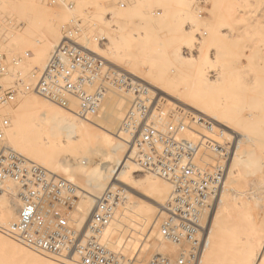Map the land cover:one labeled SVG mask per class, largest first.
<instances>
[{
  "label": "rangeland",
  "instance_id": "rangeland-1",
  "mask_svg": "<svg viewBox=\"0 0 264 264\" xmlns=\"http://www.w3.org/2000/svg\"><path fill=\"white\" fill-rule=\"evenodd\" d=\"M15 1L11 3L10 10L4 12L1 11L2 13H0V26L8 39L7 43L2 45L0 49L7 54L12 74L20 72L27 82L34 81L32 74L36 70H41L45 67L53 49L58 45L62 38L63 28L70 23L72 18L77 17L84 19L85 21H90V24L96 27H86L87 31L84 34L85 36L81 39V43L87 45L93 53L103 58L105 64L114 69L117 73L126 74L131 78L132 82L137 83V85L134 84L136 85L135 88L142 85L143 88L141 95L135 92V90L128 92L125 88L116 87L114 85L107 86V93L98 107V110L90 114L88 118H81L75 113L78 109V101L75 99L70 100V108L72 110H67L51 101L31 93L20 96L21 98L19 97L18 101L11 106V109H9L16 110L18 105H20L19 102L22 100V97L24 98V96L27 95L29 98H32L31 100L33 103H38L40 106L38 107L39 109L41 108L42 112H44L43 110H48V112L46 111L48 114L44 112V120L48 118L46 123L44 120L42 121L43 113L41 114L40 111L36 112V105V108L33 107L32 110L35 111L33 114H38V112H40L37 117L40 115L42 116L40 117L41 119H38L37 117L36 119L38 121L41 120L42 126H48L46 127V130L40 126L39 129L43 128V131L47 133L44 134L43 132V135L41 133V135H39V140L37 137L38 134H34L33 136H36L35 140L38 141L36 142L37 144H41V142H44L45 140L47 141L48 138H50L51 141L54 139V142H51V145H53L52 143H57L55 146L53 145L54 147H49L50 145H48V147L44 145L43 147V143L41 144L42 147L35 144L39 147V152H44L38 154L36 153L37 151H35L34 153L37 154L35 157H41L40 160H44L43 157H45L47 159V164H49V166L51 165V167L47 168L49 166H43L42 164H44V161L42 160V164L40 162V168L47 173L58 175L73 183L79 190V192L72 197L73 200L70 202H62L58 200L54 193L46 197L43 206L47 213L46 219L48 227L51 229L62 227L70 231L75 230L84 232L88 223L92 219L94 215L93 211H95L103 194L109 189L120 190L122 191V196L118 199L120 203L114 209L116 211L118 208L117 211H114L113 213L115 214L119 212V214H121L119 216H122V218L118 217L122 220L115 219L114 216L116 214L114 216L112 214L111 221L105 228L100 243L105 249L115 253L118 257L125 258L129 261L132 260L134 264H149L155 254V251L150 245V243L154 242L152 239L154 236V224L161 216V209L167 203V199L171 194V185L162 178L157 177L158 180L154 179V175L153 177L149 176V178L153 180L152 182L150 179L146 178V175L148 176L149 173H141L143 170L138 171L137 173H129L128 171L126 172V168L124 170L122 169L123 173L126 172L123 174L125 176L122 177V179L117 180L106 176L100 169L97 171L95 167L97 168V165L99 167L100 163H106L107 159L110 158V155L120 159H129L134 153V156L139 157L138 152L132 150L131 143H128V139L122 134L124 115L127 110L130 109L131 104H133V102L135 103L138 98L137 96H140L139 98L144 101L150 100L153 102L150 105L151 112H153L151 121L158 127V129L162 131H171V129L176 126H183L184 130L181 137L185 138L186 141L195 142V140L201 141V137H199L198 133L204 134L206 132L205 128H208L210 134H212V139L218 140L224 147H230V142H228L231 141L230 138L228 139L226 135L224 138L223 136H219L221 135L219 130L215 129L210 123L200 120V111H208L207 108H210L207 106L205 109L206 103H200V95L204 94L205 100H208L206 98L209 97L210 99L217 101L218 96L216 94L218 91L215 90V87L210 86L208 91V86L204 85L210 83L209 85L213 84L214 86L215 84V72L219 71V69H216L218 68L219 63H221V58L217 57L216 51L220 48L217 51L219 54L225 50L227 53L226 59L230 57L231 53L229 54V52L231 51L228 49H232L231 44L234 43L232 42L234 40L232 34L234 32L231 33L229 29L233 28L234 31L241 29V31L238 30L240 32L245 31V28H248L247 25L250 21L249 13H264V0H137L134 5L127 9L116 7L114 0H79L74 12H71L62 6L51 7L46 5L44 0H37L38 3L40 2L39 5H42L43 9L46 10V14L52 19L54 30L56 29L55 35L46 32V24H44L46 28L44 29L43 25H41L40 27H43L41 29L39 25L32 24V22L30 23L25 17L26 14H23L24 9L20 8H24V6L21 5L20 0L16 1L14 4ZM155 2L157 5L154 4ZM91 5L96 8V13H85ZM236 13H238V15L235 16ZM221 25L227 28L222 26L223 28L219 29L221 34H218L220 37L224 34L225 36L227 35L228 37L226 36V38L223 36L225 39L222 37V39H220L219 36L216 38L211 32L212 29L217 27L220 28ZM226 25L231 28H228ZM31 28H34L35 31L31 30ZM37 29H39L38 32ZM28 31H31L32 33L28 35ZM198 34L200 35V40H197L196 38ZM38 35L43 37L48 36L52 39L55 36L56 40H51V44L49 43V45L47 44L43 47L44 43H35L37 39H41ZM95 35L103 36L105 44L100 45L94 41L93 36ZM243 39L240 41L242 47L247 42L246 37ZM202 40H204V44L202 43ZM205 42L207 45H205ZM202 45L207 46L208 48ZM39 46H42L45 49L47 46L50 47L47 48L48 53H45L46 55L43 54L44 57H42L43 51H41V47ZM20 47H22V49ZM216 47L219 48L216 49ZM43 48L42 50L47 52V50ZM184 48L190 49L192 53H190L189 56H185L183 53ZM36 50L37 52L41 51L40 55L42 59L39 57L40 55H34ZM176 50H179L180 54L179 51L177 53ZM200 50L203 54H201ZM27 52H31L29 57H26ZM206 53L208 55H206ZM199 54L201 55L199 56ZM16 57L23 58L22 63L18 66L13 65L11 62L12 59ZM34 58L40 59L36 61ZM217 61L220 62L218 63ZM228 62H226V65ZM215 64L217 66H215ZM228 64L230 65V62ZM206 72L210 76L207 74L205 75L204 73ZM202 73L205 78L207 77L206 79L208 82H206L205 78L202 76L201 78H203L205 82H203V79L201 80L200 75H202ZM10 82H12V79L9 80V83ZM201 90H207L206 93L210 92V94L203 93ZM213 90H215V93L213 92L215 95L211 92ZM33 95L37 98V102L36 100H33ZM201 97L203 98L204 96L202 95ZM258 98L264 100L263 97ZM251 99H253L251 101L255 103L254 98ZM205 100L203 98V102ZM211 101L212 100H210V102ZM216 101L212 102L216 104ZM248 101L249 99L247 102ZM39 102H41V104ZM209 104L210 103L208 102L207 105ZM41 105L45 109H43ZM210 109L213 110L212 105ZM34 115L33 120H36ZM160 118L163 119L160 120ZM251 122L248 123L249 125L247 124L248 131L256 137L264 140V133L263 131H260L264 130V126L261 127L258 125L257 121ZM39 129H37L38 131L36 130L33 132H39ZM216 132L219 133H217L218 135L216 134L217 136L215 135ZM218 136L222 137L224 140H221ZM8 142L9 141H6V144ZM225 142H228L227 145H225ZM10 143L11 142H9L7 149L25 160L27 155L24 152L25 149L23 150L24 147L19 151V148L14 149V146H11L12 143ZM205 144H208L207 146L210 148L213 146L211 143L205 142ZM213 150L214 147L211 150L209 149L208 154H210V158L208 157L207 164L204 166L207 165L206 169L208 171L216 172L215 170L217 166L224 165L225 160L221 155H218L215 150V152H213ZM129 151L134 152L130 153ZM196 157L197 159H195V161L198 162L196 165L200 168V149L198 151V156ZM112 159L110 158L108 160ZM214 164L215 166H213ZM128 174L131 176L133 175V177L128 176ZM92 176H95L92 178L94 179V182L90 181ZM147 179L149 181H147ZM150 181L153 184L156 181L157 184L158 181H161V185L163 183L162 181H164V186L169 185L167 189L170 190V193L165 190L168 193L165 194L166 192L164 191V188L163 190L161 189L160 184H154L155 186L157 185V188L154 187L153 184L149 185L150 183L147 185V182ZM17 185L16 180H8L6 182L5 192L0 196V207H2L0 209H3V207H6L7 209L4 208L1 211L2 213L0 212V226L5 230H7L12 222L17 220L19 209L23 205V197L20 196ZM239 188L240 190L243 189V191H239ZM235 189L240 196L237 197L242 199V205L239 204L241 207L237 205L239 208L237 206L236 208H238L239 212L248 209L249 212L243 213L247 218L250 215V219H248L251 223H254V227L257 229L263 224H261V222H263L262 220L264 219V176L246 178L243 183L237 186L235 185ZM252 189L255 193L252 192ZM151 191H153L156 196L153 192L151 193ZM156 191H158V193L160 192V196H157L158 193ZM163 191L165 193H163ZM125 194L130 195L135 201H141V203L144 204L143 208L145 207L148 210L154 208L155 210H153L155 213H152L150 210L148 213L152 214L149 216V214L144 213V211L147 212V210L144 209L141 214L138 212L134 215L132 214L135 220L131 217V219L126 218L122 212ZM152 194L154 197H152ZM145 196L150 197L149 199L151 201L148 197H146V199ZM238 200L239 199H237V202ZM146 204H150L151 207ZM84 205H87V207ZM242 207L245 208L242 210L240 209ZM89 209H91V211ZM125 220L127 221L125 222ZM263 226L264 224L262 227ZM256 232L258 233L259 231ZM258 234L261 236L262 234L264 235V232L261 233L260 231ZM160 236L162 237L161 234ZM253 237L251 236V238ZM255 237H258V235ZM9 239L11 240L12 238H9L8 236H0V264H11L12 262V264H18L19 262V264H45L37 259H35V261L32 260L31 258L33 257L31 256L27 257L24 255L25 253L21 252L16 246H14L13 241L11 243ZM247 239L249 238L247 237ZM252 241L254 242V240ZM255 241H259V239H255ZM155 242L157 243V241ZM253 242L252 244L254 246L255 243ZM258 244L259 243L256 245ZM170 246L175 247L172 243H170L169 248H171ZM174 250V254L171 252L172 250L165 251L166 256L176 258L179 250L177 247H175ZM215 255L218 258V255ZM211 256L212 255H210V257ZM216 260L218 259H215V257L212 256L209 259L211 263H209L215 264Z\"/></svg>",
  "mask_w": 264,
  "mask_h": 264
},
{
  "label": "built area",
  "instance_id": "built-area-1",
  "mask_svg": "<svg viewBox=\"0 0 264 264\" xmlns=\"http://www.w3.org/2000/svg\"><path fill=\"white\" fill-rule=\"evenodd\" d=\"M78 1L44 0L48 6H62L71 12L75 11ZM136 1L114 0L115 6L120 9H127ZM85 13H96V8L91 5ZM86 27L96 28L90 21L77 17L71 19L63 28L62 38L45 67L32 74V82H27L20 72L11 73L7 54L0 49V196L5 192L6 182L16 180L23 197L15 230L8 231V236L34 252L62 259L71 257L76 264H134L132 260L118 257L105 249L100 243L122 191L109 189L103 194L84 232L62 227L51 229L47 225V213L43 206L46 197L54 193L58 200L70 202L79 192L78 188L40 167H29L24 159L7 149L6 131L11 121L6 110L24 94H35L67 110L71 109L70 100L75 99L78 109L74 112L81 118H88L98 110L107 93V86L114 85L142 94V85L135 88L137 83L126 74L117 73L105 64L103 58L81 43ZM93 38L98 44H105L103 36L95 35ZM196 38L200 40V35ZM7 41L0 26V44ZM183 53L189 56L192 51L184 48ZM30 54L27 52L26 57ZM22 61V57H16L11 62L18 66ZM10 79L12 82L9 83ZM137 97L124 115L122 134L131 143L132 150L139 154L137 162L143 170L141 173L152 174L171 185V194L158 219L159 232L163 240L179 250L176 258L155 255L149 264H198L206 245L204 216L212 209L218 196L225 164L217 166L216 172L205 168L211 174L206 173L202 179L195 159L203 142L211 143L225 161L230 147L203 140L200 133L201 141H186L181 137L183 126H176L171 131L158 129L151 121L153 112L150 105L153 102Z\"/></svg>",
  "mask_w": 264,
  "mask_h": 264
},
{
  "label": "bare ground",
  "instance_id": "bare-ground-1",
  "mask_svg": "<svg viewBox=\"0 0 264 264\" xmlns=\"http://www.w3.org/2000/svg\"><path fill=\"white\" fill-rule=\"evenodd\" d=\"M13 1H15V0H6V1L0 2V13H2L1 11L4 12L6 10H10V5H12L11 3H13ZM16 1H19V0H16ZM16 1L14 2V4L16 3ZM38 1H41V0H38ZM38 1L37 0H20V3L22 6H24V8L20 7V6L19 7L24 9L23 14H26V16L25 15L24 16L28 19V21L30 23L32 22V24L39 25V27L41 25H43L44 29L47 27L48 31L46 30V32H49L51 35L52 34L55 35L56 29L54 30L52 19L46 14L47 13L46 10L43 9L42 5L41 6L39 5L40 2L38 3ZM17 4H19V3H17ZM154 4L157 5L156 2ZM189 4H191V3H189ZM238 13H236L235 16L238 15ZM232 16H233V13H232ZM249 16H250V21H249V24L247 25L248 28H245V31H243L244 29L242 30L243 32H240L241 29H237V31H234L233 28L229 29L231 31V33L234 32L232 34L233 35L232 38H234V40L232 42H234V43L231 44L233 50L228 49L229 47L227 48L229 51H231V52L228 51L229 54L231 53V55L228 59H226L227 53L225 52V50L223 49L224 51H222V52L219 51L220 53L218 54L217 51L220 49L219 48L220 46L216 47V49L219 48L216 51V53H217L216 55H217V57L221 58L220 59L221 63H219L220 61H217L219 63V66L216 70L219 69V71L215 72L216 78L213 76L215 80L212 78L215 81L214 82L215 84H214V86L212 83H211L212 85H209L210 83L207 85L206 84H204V85L208 86V91L210 89V86L215 87V90L218 91V93L216 94L218 96L217 101L210 99L207 95L206 96L208 98H206V99H208V100H205V95L204 94L200 95V100H201L200 103H204V104L206 103L205 109L207 108V106L211 108V105H212V107H213V110L210 108L209 109L207 108L208 111H204V110L200 111V120H203L206 123H210L215 129L220 131L219 133L221 135H219V136H223V138H224V136L226 135L228 139L229 138L231 139V141H228V142H230V148L227 149V151H228L227 161H225L226 163H225L224 175H223V178H222L221 183H220L219 188H218L219 189L218 196L214 200L212 209L209 210V212H207L204 216V218H205L204 221L206 222L205 223L206 226H205V238L204 239H206L205 240L206 245L202 251V256L200 257L201 259L198 262V264H210L211 262L209 261V259L212 256L215 257V259H218V260H216V263L214 262L215 264H263V262H264V259H263L264 258V235L262 234L263 235V237H262V235L260 236L258 234V233H260V231H261V233L264 232V226L262 227V225L264 224V219L262 220L263 222H261V224L262 223L263 224L260 225V227H258L256 229L254 227L255 226L254 223L252 222L253 223L252 224L251 221L249 220L250 215L248 216L249 219L246 217V215H244V213L249 212V210L246 209L248 211L244 210L242 212H239L238 208L240 206L239 204L242 203L241 202L242 199L239 198L240 196L238 195V192H236V189H235V185L237 186V185L243 183L244 180H246V178H250L253 176H260V177L264 176V140L256 137L255 135L250 133L247 129L248 128L247 124L250 123L251 121H253V122L257 121L258 125H260L261 127L264 126V123H263V120H264L263 119L264 118V100L261 98H258V97L264 98V13H260V14L259 13H249ZM44 24H46L47 26L45 27ZM222 26L223 25H221L220 28L217 27L215 29H212L211 30L212 35L215 36L216 38H218V36L220 39L224 38L223 36H225V34L221 35L222 38L218 34V33L221 34L219 29L225 27V26H223V27ZM226 26H228V25H226ZM34 27H36V26H34ZM43 27H40V28L42 29ZM225 28H227V27H225ZM228 28H231V27L228 26ZM31 30L35 31L34 28L33 29L31 28ZM38 30L39 29H37V32H38ZM238 30H240V31H238ZM27 33H28V35H30V33H32V32L28 31ZM39 34H41V33H39ZM226 36H225V38H226ZM38 37L39 38L41 37V39H37L35 43H37V44H43L44 43L43 47H45V45H47V44L49 45V43L51 44V42H52L51 40H53V39L56 40L55 36H54L55 38L53 37V39L51 37H48V36L43 37V36L38 35ZM245 37L247 39V42L245 43V45L243 44L244 46L242 47L240 41ZM18 39H21V38H18ZM203 41L204 40H202V43L204 44ZM244 41H242V42H244ZM2 45H4V44H0V47H2ZM205 45H207L206 42H205ZM202 46H204V45H202ZM39 47H41L40 49H41V51H43L42 57H44L43 54L48 53L47 48H50V47L47 46L46 49L43 48L42 46H39ZM204 47H207V46H204ZM20 48L22 49V47H20ZM42 48L47 50V52L46 51L44 52V50H42ZM227 49H226V51H227ZM23 50H25V49H23ZM178 51H177V53H178ZM40 52H37V50H36V53L34 55H36V56L40 55ZM200 52H201V50H200ZM179 54H180V51H179ZM201 54H203V52H201ZM201 54H199V56ZM206 55H208V54L206 53ZM206 55H205V57H206ZM39 57H41V55ZM42 57H41V59H42ZM181 57H182V55H181ZM38 59H40V58H37V59L34 58V60H36V61ZM228 61L230 62V65L228 64L229 63ZM226 62H228L227 63L228 66L226 65ZM39 63H40V61H39ZM215 66H217V65L215 64ZM203 67H204V65H203ZM202 68H200V69H202ZM211 68H213V67H211ZM204 74L206 75L207 72ZM204 74L202 73V75H200V78H201V76L205 78ZM208 76H210V75H208ZM206 78H205V81L208 82ZM202 79L203 78H201V80ZM205 81L203 79V82H205ZM215 90H213L211 92L215 93ZM201 91H203V90H201ZM206 91H203V93L204 92L206 93ZM214 93H213V95H215ZM206 94H210V92L206 93ZM202 95L204 96L203 98L206 102L205 101L203 102V98L201 97ZM31 97H32V95H31ZM251 98H254L255 103H253L251 101V100H253ZM31 99L32 98H29L26 95V96H24V98L22 97V100L19 102L20 105H18L16 110H13V109L10 110L11 108L6 110V113L8 114L10 121L12 123L10 125V127L8 128V130L6 131V134H7L6 141L11 142L12 144L11 143L10 144H11V146H14V149L19 148L18 149L19 151L21 148L24 147L23 150L25 149L24 152L27 155V157H25V162L28 163L29 167H32V166L40 167L42 164L41 161L43 159L40 160L41 157L40 158L35 157V155L37 156V154H35L34 152L37 151L36 153H38V154H42L44 152H42V153L39 152V147H37L36 145H39L40 147H42V145H43V147H44V145L47 147H48V145H50L49 147H51L53 145L55 146V144L57 142L55 141L56 143L55 144L52 143L53 145H51V142H54L53 141L54 139H52V141H51L50 138H48L49 140L47 139V141L45 140L44 142H41V144L43 143L42 145L36 143L38 141L35 140L36 136L34 137L33 135L38 134L37 137L39 140V138H40L39 135H41V133L43 135V132H44V134H46L47 132H45L43 130L44 129L46 130L47 129L46 127H48L47 125L42 126L41 120L38 121L36 119V117L40 112H41V114L43 113L42 114L43 117L41 115L39 117H37L38 119H41L40 117H42V121H43L44 115H45V113L48 112V110H43L45 113L42 112L41 108L39 109L40 106L38 105V103H33V101ZM246 99L247 100L249 99V101L247 102ZM256 99H258V100H256ZM33 100H36V102H37V98H35L34 95H33ZM210 100H212L213 102L216 101V104L213 103L212 101L210 102ZM208 102L210 104L211 103L212 104L211 105L209 104L210 105L209 106V105H207ZM39 103L41 104V102H39ZM35 105L37 107L36 112L40 111V112H38V114L34 113L36 116L33 114V112H35V111L32 110L33 107L36 108ZM241 105H243V106L245 105L247 108L245 106L243 107ZM252 105H254V106H252ZM41 107L43 109H45L42 105H41ZM244 108H246V109L243 110ZM33 115H34L36 120H33ZM161 119H163V118H160V120ZM256 119H259V120H256ZM260 119H263V120H260ZM46 120L48 121V118ZM46 120H44V121L47 123ZM254 120H256V121H254ZM261 124H263V125H261ZM40 126L43 127L44 129L43 128L39 129ZM205 127H207V126H205ZM37 129H39V132L34 133L33 131H36ZM205 130H206V132L204 134L200 133V134H202L201 136H202L203 140L204 139L211 140V141H213V143L220 144V142L218 140L212 139V137H211L212 134H210V130L208 128H205ZM260 131H263V133H264V130H260ZM217 133L218 132H216L215 135ZM216 136H213V137H216ZM219 138H221V140H224V139H222V137H219ZM200 140H201V138H200ZM9 142L7 143L8 144L7 146H9ZM204 143L205 142H203L202 145L200 146V170H201L200 174L202 175V179L205 178L206 173L208 175L211 174L205 169L207 165L206 166H204V165L207 164V159L210 158L209 157L210 154H208L209 149L211 150L214 147V146H212V148H210L207 146L208 144L206 145ZM227 143L225 142V145H227ZM234 143H235V145H234ZM47 147H46V149H47ZM43 149H41V150H43ZM129 152H127V153H129ZM213 152H215V151L213 150ZM130 155H132V154H130ZM109 157L111 159L114 158L115 160L114 159L108 160V159H110V158H108L106 163H103V164L100 163L99 167L97 165L98 169L95 167V169L97 171H99V169H100L103 172V174H105L106 176H109L111 178L118 180V179H122V177L125 176L123 174L126 173L127 171L129 173H137L138 171H142L140 164L137 162L138 156L137 157L134 156V153L132 156L129 157V159H127V158L120 159L118 157H112V155H110ZM119 157H122V156H119ZM43 158H44V160H43L44 164H42V165L43 166L44 165L49 166V164H47V159L45 157H43ZM40 162H41V164H40ZM196 163H198V162H196ZM213 166H215V164ZM50 167H51V165L47 168H50ZM122 169L123 170L125 169L126 172L123 173ZM128 176L133 177V175L131 176L129 174H128ZM149 176L153 177V175L148 174V176L146 175V178L150 179ZM94 177L95 176H92L90 181H93L94 179H92V178H94ZM148 179H147V181H149ZM154 179L158 180L157 177L155 178V176H154ZM151 181L153 182V180H151ZM151 181L147 182V185H148V183H150L149 185L153 184ZM133 182H135V181H133ZM162 182H163L162 185H161V181L160 182L158 181V184L157 183L156 184L157 185L160 184L162 190L164 188V191L167 190L168 193H170V190L167 189V187L170 184L168 186H164L165 183H164V181H162ZM91 184H93V183H91ZM157 185L156 186L154 185V187L157 188ZM162 190H161V193H162ZM246 190H247V188H246ZM164 191H163V193L166 192L165 194H168L167 191H165V192ZM239 191H243V189L240 190V188H239ZM152 192L153 191H151V193ZM156 192L158 193V191H156ZM249 192H251V191H249ZM252 192H254V190ZM159 193L157 196H160ZM128 194H125V197H124L125 201H124V204L122 205V207H123L122 212L124 213V216L126 218L131 217L134 219L133 215L136 212L141 214L142 210H144L146 208L145 207L143 208L144 204L141 203V201L133 200L131 198V196ZM239 194H240V192H239ZM154 195H155V193H154ZM237 196H239V197H237ZM146 197H148V196H145V198ZM152 197H154L153 194H152ZM149 198L150 197H148V199ZM241 198H242V196H241ZM237 199H239L238 202H237ZM4 202H6V201H4ZM251 202H252V200H251ZM81 203H83V202H81ZM243 204H244V202H243ZM146 205L150 206V204H146ZM237 205H239V206H237ZM246 205H248V204H246ZM1 206H3V205H1ZM84 206L87 207V205H84ZM236 206L238 208H236ZM0 208H2V207H0ZM4 208L6 209V207H3V209ZM92 208H93V206H92ZM244 208L242 207L240 209L243 210ZM257 208H258V206H257ZM3 209H0V212ZM117 209H116V211H117ZM153 209L151 208L150 210L152 213H155L154 212L155 209L154 210ZM89 210L91 211V209H89ZM146 210H147V212L144 211V213H147L150 216L152 213L150 214V213H148V211L150 212V210H148V209H146ZM258 210H259V208H258ZM93 212H95V211H93ZM252 213H254V212H252ZM91 214H92V212H91ZM115 214L113 213V216L115 215L114 216L115 219H119V217L122 218V216H119V215H121V214H119V212H117ZM116 216H117V218H116ZM17 220H18V217H17ZM17 220L12 222V224L10 226H8L7 230L3 229V227L0 226V236L2 235V236L7 237L8 231L14 232L15 224L17 223ZM119 220H122V219H119ZM123 220H124V218H123ZM251 220H252V215H251ZM126 221L127 220H125V222ZM158 226H159V222L157 221L154 224V228H153L154 236L152 237V239L154 242L150 243L152 249L155 251L154 256L160 255V254L166 256L165 251H167V250L168 251L172 250L171 251L172 253L175 252L174 249L176 246L175 247L170 246L171 248H169L170 243L162 239V237L160 236V232H158L159 231ZM157 228H158V230H157ZM145 229H147V228H145ZM248 230H249V233H248ZM250 231H252V232H250ZM256 231H259V232L257 233ZM250 233H252L253 235ZM257 235H258V237H255ZM251 236L252 237L254 236L253 238H255L256 240L259 239V241H260V238L261 237L262 238H261V241L259 242V241H255V239L251 238ZM247 237L250 240L251 239L254 240V242L252 240L250 241L249 239H247ZM10 241H11V243L13 241V245L16 246L21 252L25 253L24 255H26L27 257L28 256L33 257L31 259L34 261H35V259H37L38 261H41L45 264H52V263L53 264H76L72 261L71 257H68V259H62V258L53 256L52 254L37 253V252H34V251L26 248L22 244L16 242L14 239H11ZM155 241H157V243ZM252 242L255 243L254 246H253ZM256 242L259 244L256 245L257 244ZM213 250H214V252L215 251H217V252L214 253ZM211 253H213L214 255ZM215 254L218 255V258ZM170 255H172V254H170ZM210 255H212V256L210 257ZM1 263H2V261H1ZM4 264H6V263H4Z\"/></svg>",
  "mask_w": 264,
  "mask_h": 264
}]
</instances>
